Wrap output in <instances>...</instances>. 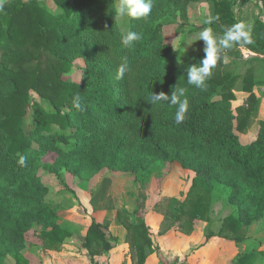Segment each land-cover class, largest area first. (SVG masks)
I'll return each instance as SVG.
<instances>
[{"label": "trees", "instance_id": "1", "mask_svg": "<svg viewBox=\"0 0 264 264\" xmlns=\"http://www.w3.org/2000/svg\"><path fill=\"white\" fill-rule=\"evenodd\" d=\"M195 1L154 0L147 19L127 24L142 39L125 48L112 0H52L54 12L45 0H5L0 12V264L7 257L28 264L22 250L30 230H37L50 250H58L70 234L46 200L49 189L41 168L54 174L64 169L82 184L102 169L125 172L140 186L158 174L161 162H177L194 173L177 217L187 216L190 225L207 219L211 201L220 199L233 208L226 218L232 229L263 218L264 119L248 141H241L239 133L257 118L254 90L264 78L213 69L205 90L187 84V68L205 53L178 63V49L163 30L166 18L176 16L185 27L187 8ZM240 1L247 0H214L218 19L208 26L222 35L221 26L236 23L233 7ZM251 37L253 43L246 46L258 54L250 58L264 63V15L254 21ZM125 55L131 71L117 80L119 57ZM76 59L83 61L80 81L64 78ZM239 79L237 89L249 96L233 107ZM175 86L185 87L190 101L180 124L174 107L147 101L152 91L170 95ZM76 94L84 111L72 106ZM50 153L54 159L45 161ZM21 155L27 157L24 166L18 162ZM101 226L106 229L108 223L92 222L83 241L92 264L98 253L91 247L94 238L103 243L101 253L110 249ZM134 226L137 263L142 264L152 243L142 219ZM255 255L244 252L238 264H252Z\"/></svg>", "mask_w": 264, "mask_h": 264}, {"label": "rangeland", "instance_id": "2", "mask_svg": "<svg viewBox=\"0 0 264 264\" xmlns=\"http://www.w3.org/2000/svg\"><path fill=\"white\" fill-rule=\"evenodd\" d=\"M45 1L52 12L57 11L52 0ZM214 7V0L190 3L185 27L178 25V16L166 18L169 23L163 30V36L178 49V63L204 52L203 41L183 44L208 26L203 21L213 17ZM263 15L261 0L240 1L233 7L236 23L243 21L252 27L254 21L263 18ZM118 22L121 28L125 27L124 22ZM230 26L221 27H225V31ZM182 51L183 54L179 55ZM257 54L249 46H234L232 52L224 51L214 73L222 70L229 75L241 77L250 73L254 77L264 78V63L250 58ZM82 65L83 61L76 59L70 70L63 75L64 78L80 81ZM239 87L240 79L236 90ZM263 87L258 85L255 89L264 100ZM54 157L50 153L44 160L52 161ZM157 170L158 174L139 186L134 183L133 176L125 172L102 169L82 184L78 177L64 169L58 174L39 169L38 173L49 189L46 200L57 209L59 223L70 234L58 250H50L43 247L37 237V230H30L22 250L28 264H92L91 252L83 241L94 221L100 225L108 223L106 229L101 227L110 244V249L101 253L102 241L95 238L92 240L91 247L98 252L94 255L97 264H138L132 231L139 218L147 226L152 243L151 252L142 264H238L241 255L249 250L256 253L252 264H264V216L235 230L226 221L233 208L223 200L213 199L207 219L196 220L190 225L187 216L176 215L190 189L194 173L182 168L177 162H161ZM5 264L15 262L7 257Z\"/></svg>", "mask_w": 264, "mask_h": 264}, {"label": "clouds", "instance_id": "3", "mask_svg": "<svg viewBox=\"0 0 264 264\" xmlns=\"http://www.w3.org/2000/svg\"><path fill=\"white\" fill-rule=\"evenodd\" d=\"M5 0H0V12L4 10ZM111 13L114 19L125 23V27L121 30V43L125 48H132L135 42L142 39V33L130 30L126 25L131 20L147 19L153 9L154 0H112ZM218 17H209L203 21L205 25H211ZM200 40L204 42V57L198 62L189 66L186 70L187 84L195 88L205 90L207 87V80L212 74V70L217 65V62L223 58L225 50H230L234 46L244 47L252 44L251 26L245 22L240 21L228 27L222 35L214 32L210 26L200 29L193 39L184 42L183 45H191L195 41ZM185 51V49H184ZM182 51L179 55H182ZM178 55V58H179ZM182 63V62H181ZM131 71L129 58L125 56L119 57V63L116 71V79H124L127 73ZM187 89L181 86H175L171 90V94L163 91L149 94L147 101L151 106L167 104L175 108L174 119L176 124L182 123L187 116L190 107V101L186 95ZM72 106L78 111H84L85 105L79 94L72 98ZM55 131H59L55 128ZM27 157L21 155L19 157V164L25 165Z\"/></svg>", "mask_w": 264, "mask_h": 264}, {"label": "crops", "instance_id": "4", "mask_svg": "<svg viewBox=\"0 0 264 264\" xmlns=\"http://www.w3.org/2000/svg\"><path fill=\"white\" fill-rule=\"evenodd\" d=\"M254 92L259 99L257 118L254 120V122L250 125V127L247 129L245 133H239V137L243 142L248 141L254 136L255 128L258 124V121L264 119V100L260 97L257 89H255ZM234 94H235V98L232 101L233 107H239L247 102V98L249 96L248 92L236 90L234 91Z\"/></svg>", "mask_w": 264, "mask_h": 264}]
</instances>
